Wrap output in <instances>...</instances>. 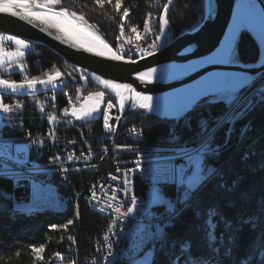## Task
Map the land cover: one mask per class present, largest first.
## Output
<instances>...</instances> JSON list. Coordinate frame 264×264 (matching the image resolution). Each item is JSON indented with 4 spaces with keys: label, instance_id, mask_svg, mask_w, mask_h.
<instances>
[{
    "label": "trees",
    "instance_id": "trees-1",
    "mask_svg": "<svg viewBox=\"0 0 264 264\" xmlns=\"http://www.w3.org/2000/svg\"><path fill=\"white\" fill-rule=\"evenodd\" d=\"M159 1L122 0L121 8L117 12L108 4L101 8L95 0H62L55 9L64 8L69 12L75 11L77 15H83L86 25L112 48L127 58L137 59L120 52L116 43L117 30L120 31L119 25L122 22L125 25L126 38L136 44L148 42L149 32H144L145 37L137 40L132 35L131 27H137L139 32L144 31V23L148 21L153 22L152 28H155L154 17L162 15L169 0H163L160 5ZM125 8L129 11V17L121 21L120 17ZM205 9V0H175L168 14V32L171 40L199 26L204 20ZM11 46L13 48V45ZM31 46L22 61L25 72L6 73L4 69H0L1 78L20 82L25 76L28 79H44L59 71L67 76L71 75L77 81L69 79V84L62 91L34 95L2 93V102L12 106V111L5 113V122L1 123L4 134L13 136L19 133L18 129H10L9 124L14 120L27 127L32 134L45 132L47 125L51 123L48 119L51 115L60 118L61 129L70 136L84 139L93 147L96 144L97 147L105 144L103 139L95 136L103 131L102 118L99 121L78 122L63 116L64 109L70 106L67 96H70L72 101L79 102L78 93L83 89V82L78 71L46 46L32 43ZM233 53L232 60L236 63L248 64L258 60L259 47L246 29L237 37ZM262 80L264 75L255 81L253 86ZM248 89L244 88L238 93L231 107L218 100L221 95L207 96L179 120L163 119L139 109L128 110L121 129L135 128L143 131V141L132 142L134 153L195 148L203 139L199 122L206 120L209 129H212L218 118L226 119L234 104ZM100 90L101 88L89 79L83 94L87 96ZM261 97H264V91L247 100L232 115L242 113L233 124L223 123L215 130L214 144L222 147L218 155L207 157L204 163L206 168L214 167L216 174L195 192L189 206L183 208L174 218L172 225L166 230L165 240L154 241L147 246V250L153 251L149 264H173L174 261H177V264H191L189 257L202 258L205 264H241V261L250 256V264H264V260L260 259V252L264 250V99ZM251 101L250 110L242 112ZM16 105L20 107L17 108ZM65 119H71L74 124L66 123ZM229 128L232 129L230 133ZM173 134L178 137L176 141L171 139ZM188 175H191V172ZM79 178V181L73 178V182L77 190L83 191L92 175L82 174ZM163 190L168 197L182 191L175 186H165ZM12 192V182L0 177V264H57L61 252L72 244L77 232L80 254L89 255L92 252L94 239L107 222L85 202L81 201L77 205L68 203L65 208L57 211L38 209L34 213L33 208L17 211L13 208ZM144 193L145 189L141 187L138 194ZM209 209L216 211L212 218L215 225L213 244L209 243V227L205 223ZM69 220L73 223L66 229L63 228ZM185 243L191 245L188 253L181 252V246ZM33 246L43 247L44 251L40 254L42 259H36V254L32 252Z\"/></svg>",
    "mask_w": 264,
    "mask_h": 264
},
{
    "label": "built area",
    "instance_id": "built-area-1",
    "mask_svg": "<svg viewBox=\"0 0 264 264\" xmlns=\"http://www.w3.org/2000/svg\"><path fill=\"white\" fill-rule=\"evenodd\" d=\"M162 2L163 0H160L159 5ZM158 17L159 15L154 17L155 28H151L149 42L132 43L126 39L125 34L121 36L117 30V47L123 53L139 58L140 50H151V43L161 46L170 42L169 37L158 35ZM3 46L5 51L12 49L6 42ZM260 86L247 97H251ZM66 98L68 102L71 100V104L79 103L72 101L70 96ZM108 101H111L116 109L115 113L110 115L114 121L109 120L111 131L106 130L103 123L102 133L95 135L105 142L108 141V144H101L99 147L97 144L95 147L90 146L86 140L64 132L60 118L55 116L45 132L37 134H32L27 127L14 120L9 124L10 129H18L19 133L6 136L3 125L0 124V177L17 183V190L12 193L15 205L24 207L31 201L45 202L47 199H54V206L64 203L77 205L83 201L90 209H97V214L106 219L107 223L94 239L93 250L89 255L80 254L77 232L72 244L61 252L57 264H105V259L109 258V244L112 245V256H119L120 263L138 264L143 257L140 255L143 248L164 238L152 236L157 226H163L165 220L169 219L167 205L161 201H172L176 207L184 206L178 203L180 197L168 199L161 190V186L176 185L170 182V169L185 167L186 162L180 155L182 149L132 152V142H142L143 131L135 128L121 129L123 119H116L120 117V99L109 95L106 104ZM71 104L67 108H73ZM131 109L125 102L124 116ZM15 144L25 146L28 150L16 152L13 149ZM186 150L194 151L195 148ZM57 156L60 157L59 160L55 159ZM69 156L72 159H68ZM117 167L121 169L120 172H117ZM125 169L132 170L128 174L129 196L123 191ZM82 174L92 175V178L84 190L80 191L75 187L73 178L79 181ZM112 175H116L118 179L112 180ZM141 187L145 189L143 195L138 194ZM130 195L137 197V209L129 217L119 219V214L113 209L120 206L122 211H126V207L130 206ZM113 196L116 199H113ZM109 203L113 208L107 207ZM105 237L108 239L105 240ZM148 253L153 254V251L148 250Z\"/></svg>",
    "mask_w": 264,
    "mask_h": 264
},
{
    "label": "water",
    "instance_id": "water-1",
    "mask_svg": "<svg viewBox=\"0 0 264 264\" xmlns=\"http://www.w3.org/2000/svg\"><path fill=\"white\" fill-rule=\"evenodd\" d=\"M174 2L175 0H169L167 12L165 13V8L163 10L162 14L167 19ZM205 6V17L199 26L178 36L173 41L161 45L151 56L131 59L136 61L135 63L127 62L129 58L125 56L124 60L114 61L109 59L107 55L97 56L94 52L84 51L82 48L72 46L71 41L65 40V42H61L64 39L62 33L57 32L55 29H49L39 21L29 22L27 19L13 17L9 14L0 13V34L13 35L32 44L44 45L60 55L69 65L73 66L78 71L83 82V89L78 93L79 103L75 107L77 111L82 108L86 109L90 104L95 102L94 97L92 101L86 103L85 97L96 92L84 96L83 91L88 86L89 79L96 83L101 88L97 92H103L104 97L100 104V110L87 119L100 120L104 110L107 109L106 102L109 95L118 97L115 90L106 87L101 82L108 80L115 84H127L134 91L153 98L152 110L147 111L140 109L138 104L133 103L130 98L132 93L127 89H119L124 102L132 107L131 110L139 109L163 119L179 120L186 116L193 109L194 105L203 98L225 92L230 86V82L248 80L249 83L246 86H249L264 75V60L261 59L262 49L255 32L257 31L264 41L263 0H205ZM32 10L44 11V9H36L34 7ZM241 11L254 24L253 30L250 28H246V30L250 32L259 47V59L257 62L248 64L242 62H216V54L230 34L236 14ZM168 29L169 24L165 28L164 35L170 38ZM57 35L61 36V39H56ZM109 47L113 52L119 54L110 45ZM153 68L156 69V72L153 74L151 82L147 78L144 80L138 79L140 73L148 72ZM68 76L60 72V76L54 80L52 85L43 86L38 84L35 92L25 90L23 92L12 93L11 91L0 89V93L34 95L48 91H62L69 84V79L77 81L71 75ZM208 76H213L214 78L208 80ZM47 77L44 79H47ZM194 88H203L202 94L188 105L178 104L173 107H164L156 102L160 97ZM118 98L120 99V97ZM218 100L224 101L222 98ZM249 104H252V102ZM67 109V113L63 111L64 117L72 118L78 122L86 120H78L71 114L72 108ZM115 110V106L108 110L109 117L115 113ZM155 110L158 112L163 110L167 115L160 114ZM246 110L247 108L245 107L242 112ZM123 118L124 112L120 109V121ZM110 119L114 121L111 117ZM13 208L18 211L23 207L13 203ZM38 209H42V207H38ZM79 225L81 226V219H79Z\"/></svg>",
    "mask_w": 264,
    "mask_h": 264
},
{
    "label": "snow or ice",
    "instance_id": "snow-or-ice-1",
    "mask_svg": "<svg viewBox=\"0 0 264 264\" xmlns=\"http://www.w3.org/2000/svg\"><path fill=\"white\" fill-rule=\"evenodd\" d=\"M62 0H0V13L3 14H9L13 17H18L21 19H27L29 22L32 21H39L41 24L46 25L49 29H55L57 32L62 33L64 39L61 40V42L71 41L72 46L82 48L84 51L87 52H94L97 56H105L111 60L114 61H121L124 60V56L117 54L116 52H113L112 49L109 47L107 43H105L102 39H100L98 36H96L94 33L88 30V27L85 22V18L83 15H77L75 11L69 12L67 9L61 8L59 11L55 10V6L60 5ZM95 3L99 5L101 8L105 6V4L111 5L112 8L119 12L122 0H95ZM34 8L36 9H44V11H34L32 10ZM167 12V5H165V13ZM129 17V11L127 8L123 10V13L120 17L121 21H123L125 18ZM169 21L166 18L165 15H161L159 17V25H160V34L164 35L165 28L168 26ZM120 29V35H124L125 25L124 23H120L119 25ZM131 32L137 35V38H139V32L137 27L133 26L131 27ZM144 32H149V22L145 21L144 23ZM56 39H61V36L57 35L55 37ZM119 39V37L117 38ZM156 39H159V37H156ZM10 41L14 43L17 46V51L15 52H5L4 49V42ZM28 45L23 39H18L13 35H4L0 34V68H3L5 71H7L11 65H12V59L11 58H19L24 55V52L22 49L27 48ZM158 45L155 43L150 44L151 50H140L141 58L144 56H151L158 50ZM233 51L231 48H229L228 52V60L226 62H234L231 57L233 56ZM5 56L9 57L10 59L6 60ZM129 63H135L136 61L131 60V58L128 59ZM21 71H23V68L21 66ZM156 72V69H150L148 72L140 73L138 76V79L144 80L145 78L148 79L149 82H151L153 74ZM60 76V72L57 71L55 75H49L47 79H39V78H32L28 79L27 76H25L19 83H17L15 80L11 79H4L0 78V89L4 91H11L12 93H18L23 92L25 90L29 92H35L36 86L43 85L48 86L52 85L54 80H56L57 77ZM106 87H109L116 91V95L120 97L119 106L120 109L123 110L125 108V102L124 98L121 96V93L119 89H127L131 95V99L133 103L138 104L140 109H144L147 111L152 110V97L145 96L140 92H136L133 89L130 88L127 84H115L108 80L101 81ZM249 83L248 80H241V81H232L230 82V86L225 90L224 96L221 97L224 100V103L231 107L232 103L236 100L238 93L241 91L243 87H245ZM95 97V102L90 104L89 107L82 108L81 110L77 111V109L73 106L71 114L75 116L78 120L80 119H87L91 117L94 113L98 112L100 110V104L102 102V99L104 97L103 92H96L92 95H89L85 97V102L92 101ZM53 99H55V96H53ZM261 99H264V97H261ZM69 104H71V100H69ZM17 108L20 107V105H16ZM114 107V104L111 101H108L107 103V109L103 112V120H104V128L106 130L111 131L112 126L109 124V111ZM247 109L250 110L251 104L246 106ZM12 111V106L3 102H0V112L3 113H9ZM43 111V109H41ZM65 113L68 112V109H64ZM243 111V110H242ZM242 113L238 112L235 114V116H228L227 119L224 118H218L217 124L212 128L209 129L208 122L206 120H201L199 122L200 127V134L203 137V139L200 141L199 144L195 146L194 151H188L186 149H182L180 155L185 160V167L182 168H175L173 167L170 169V175H171V181L172 183L176 184L178 189H181V196L178 200V203L184 205V207L189 206V202L191 201L193 194L199 190V188L207 182L208 179H210L213 175L216 174V169L214 168H206L205 166V159L209 156L218 155L221 149V145H215L214 139H215V130L222 126L223 123H229L233 124L235 122V119L239 117ZM49 121H53L55 117L49 115L48 116ZM117 120L120 119V117H116ZM232 131L231 128H229V133ZM171 139L173 141H176L178 137L173 134L171 136ZM225 144H227V139L225 140ZM121 147V146H117ZM127 147V146H124ZM107 151V149H105ZM56 160H59L60 157H55ZM68 159H72L71 156L68 157ZM103 159V157H101ZM63 171H68V169H63ZM121 169L117 167V172H120ZM124 171V188L123 191L126 196H129L128 193V185L130 183L128 179V174L132 171L131 169H125ZM191 172V175H188V172ZM112 180H117L118 177L116 175L111 176ZM95 192H93V196H95ZM113 199H116L115 196H113ZM130 206L126 207V211H122L120 206L114 207L115 213L119 214V219H124L129 217L131 214L134 213V211L137 209V197L135 195H130ZM161 203H165L167 205V213L169 216V221L166 222L163 226H157L154 233H152V236L155 238H163L165 235L164 229L168 227L170 221L172 218H174L176 215H178L176 204L172 201H161ZM107 207L113 208L112 204H108ZM197 215H199V212H197ZM216 215L215 209H209L208 212V220H206V224L209 227L208 237H209V243L213 244L215 242V225L213 223L212 218ZM73 223L72 220H69L67 224H64L62 227L67 228L68 225H71ZM71 240L72 238L69 237ZM108 237H105V240H107ZM109 257L112 256L111 248L112 245L109 244ZM191 245L190 243H185L181 246V252L182 253H188L190 252ZM44 251L43 247H32V252L36 254V259H42L41 253ZM231 249L228 250V253L230 254ZM260 259L264 260V250L260 252ZM189 260L191 261V264H205V262L202 260V258H193L189 257ZM251 256L241 261V264H250ZM109 264H114V261H109ZM173 264H177V261H174Z\"/></svg>",
    "mask_w": 264,
    "mask_h": 264
},
{
    "label": "bare ground",
    "instance_id": "bare-ground-1",
    "mask_svg": "<svg viewBox=\"0 0 264 264\" xmlns=\"http://www.w3.org/2000/svg\"><path fill=\"white\" fill-rule=\"evenodd\" d=\"M153 21V20H152ZM150 27L153 26V22H150L149 23ZM253 23L251 22V20L248 18V16L243 12H239L238 14H236L235 18H234V22H233V27H232V30L230 32V34L228 35L227 39L225 40L224 44L222 45V47L220 48L219 52L216 54V58H215V61L216 62H226L228 60V52H229V48L232 49V51L234 50V43L236 42V39H237V36L238 34H240V32L243 30V29H246V28H250L253 30ZM149 27V28H150ZM248 31V30H247ZM256 32V35L258 37V40L260 42V45H261V49H262V56H261V59L264 60V41L263 39L260 37V35ZM169 33V32H168ZM149 35H150V32H149ZM126 37V36H125ZM150 37V36H149ZM101 39V38H100ZM127 40H129L130 42H132L130 39L126 38ZM171 35H170V42H171ZM105 42V41H104ZM8 43V42H6ZM106 43V42H105ZM133 43V42H132ZM135 43V42H134ZM9 44V43H8ZM138 44V43H137ZM145 44V43H143ZM11 46V45H10ZM160 47V46H159ZM158 47V49H159ZM120 52H122L120 50ZM121 55V53H119ZM259 54H260V50H259ZM129 55V54H128ZM124 56V55H122ZM134 57V56H132ZM259 59V58H258ZM258 61V60H257ZM256 61V62H257ZM214 77L213 76H208V80H212ZM260 79V78H259ZM258 79V80H259ZM254 83V82H253ZM253 83L250 84L248 86V92H246V97H245V100L248 99V98H252L254 95L256 94H259L260 92L264 91V80H262L260 83H258L257 85H254L253 86ZM259 85L260 88L259 90H257L256 92H254L252 94V96L250 97H247L249 93H251L255 88H257ZM253 86V87H252ZM251 88V89H250ZM202 91H203V88H194V89H190V90H183V91H180V92H176V93H173V94H170V95H166L164 97H160L156 100L157 103H159L160 105H163L164 107H173L174 105H178V104H184V105H188L192 102H194L201 94H202ZM252 102V101H251ZM249 104V103H248ZM247 104V105H248ZM72 106L74 107H77L78 104L74 105L72 104ZM70 107V106H69ZM239 109V108H238ZM154 110V109H153ZM156 111V110H155ZM163 110H161L160 114H163V115H167L166 112H162ZM236 111H234L235 113ZM231 113V112H230ZM229 113V114H230ZM233 113V114H234ZM233 114H231L230 116H232ZM102 120H103V114H102ZM90 120H94V119H90ZM94 121H99V120H94ZM53 122V121H51ZM103 123H104V120H103ZM1 124V123H0ZM105 144H108V141L105 142ZM17 146H19L18 144H15L13 145V149L16 151V148ZM28 148H26V150H21V151H27ZM16 152H19V151H16ZM214 168V167H212ZM215 169V168H214ZM13 184V191L14 190H17V183H12ZM168 186H175L177 187L176 185H168ZM161 190L163 191L164 195H166V197L168 199H173V198H176L177 196L180 197L181 196V193H176L174 194L173 197H168L167 193L163 190V186H161ZM13 193V192H12ZM195 194V193H194ZM193 194V195H194ZM68 203H64V204H59L58 206H54V199H47L44 201H31L29 202L27 205H24V207L21 209V210H18V211H27L29 210L31 207H33L34 205L37 206V207H42V209H49V210H54V211H57V210H61L63 208L66 207ZM185 208L184 206H179V207H176L177 209V212L178 214L181 212V210ZM42 209H39V210H42ZM94 210L95 212H97V209H92ZM177 216V215H176ZM175 216V217H176ZM174 217V218H175ZM174 218L171 219L169 226L172 225V222L174 220ZM80 219V218H79ZM79 221V220H78ZM169 219H166L165 220V223L168 222ZM167 227V228H168ZM167 228L164 229V232L166 234V230ZM165 236V235H164ZM165 239L163 238L162 242L164 241ZM149 245V244H148ZM146 245L142 252H141V256H143L139 261H138V264H149L150 261H151V258H152V254H149L148 253V250H147V246ZM146 254V255H145ZM60 257V256H59ZM109 261H114V264L117 263V262H120V257L119 256H111L107 259H105V264H109ZM58 262V261H57Z\"/></svg>",
    "mask_w": 264,
    "mask_h": 264
},
{
    "label": "rangeland",
    "instance_id": "rangeland-1",
    "mask_svg": "<svg viewBox=\"0 0 264 264\" xmlns=\"http://www.w3.org/2000/svg\"><path fill=\"white\" fill-rule=\"evenodd\" d=\"M87 27H88V30L90 31L91 30V32L92 33H94L95 35L97 34L91 27H89L88 25H87ZM151 28L152 27H150V37L149 38H151ZM139 32V31H138ZM98 35V34H97ZM96 35V36H97ZM132 35H133V37L135 38V39H137V40H142L144 37H145V34H144V31H141V32H139V38H137V35L136 34H134V33H132ZM98 37L100 38V36L98 35ZM18 39H20V38H18ZM150 41V40H149ZM148 41V42H149ZM5 42H8L9 44H14V43H12V42H10V41H5ZM26 43H27V45H28V48L29 49H31V43H29V42H27V41H25ZM14 46L15 47H13L10 51H5V52H15V51H17L18 49H17V46L14 44ZM114 49V48H113ZM115 50V49H114ZM22 51L24 52V55L22 56V57H19V58H11L12 59V65H11V67L7 70V71H5L6 73H9V72H20V73H24L25 72V66H24V64L22 63V61L25 59V57H26V55H27V51H28V49L27 48H24V49H22ZM116 51V50H115ZM118 52V51H117ZM119 53V52H118ZM5 59L6 60H8V59H10L9 57H7V56H5ZM231 59H232V57H231ZM229 63H236V62H229ZM21 66H22V68H23V71H21L20 69H21ZM0 69H3V68H0ZM248 86H246V87H244V88H247ZM244 88H242V89H244ZM241 89V90H242ZM251 89V88H250ZM246 92H248V91H246ZM244 93L242 96H241V98L234 104V106H233V108H232V110H231V113L229 114V116L231 115V114H233L234 113V111H237L238 110V108H240L247 100H249V99H251V98H248V99H246L245 100V97H246V94L247 93ZM224 93L225 92H221V93H217V94H215V95H221V97H223V95H224ZM220 97V98H221ZM260 98V97H259ZM0 100L2 101L3 100V98H2V93H0ZM4 117H5V113H3V112H0V123H2V122H5V120H4ZM228 118V117H227ZM226 118V119H227ZM65 121H66V123H68V124H74L73 123V121L71 120V119H65ZM26 148L27 147H25V146H21V145H19V146H17V148H16V151H21V150H26ZM188 173H190V171L188 172ZM31 208H33V211L32 212H37V210H38V207L37 206H33V207H31ZM167 228V227H166ZM152 257H153V254H152ZM151 260H152V258H151ZM151 262V261H150Z\"/></svg>",
    "mask_w": 264,
    "mask_h": 264
},
{
    "label": "crops",
    "instance_id": "crops-1",
    "mask_svg": "<svg viewBox=\"0 0 264 264\" xmlns=\"http://www.w3.org/2000/svg\"><path fill=\"white\" fill-rule=\"evenodd\" d=\"M11 45H13V47H15V46H14V44H11ZM27 49L29 50V48H28V47H27Z\"/></svg>",
    "mask_w": 264,
    "mask_h": 264
}]
</instances>
